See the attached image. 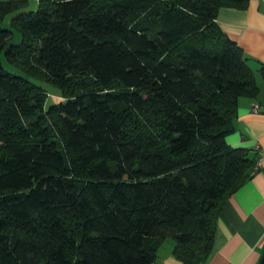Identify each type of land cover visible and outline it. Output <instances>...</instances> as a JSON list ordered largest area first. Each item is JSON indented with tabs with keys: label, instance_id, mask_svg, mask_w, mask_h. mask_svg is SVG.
Returning a JSON list of instances; mask_svg holds the SVG:
<instances>
[{
	"label": "trees",
	"instance_id": "trees-1",
	"mask_svg": "<svg viewBox=\"0 0 264 264\" xmlns=\"http://www.w3.org/2000/svg\"><path fill=\"white\" fill-rule=\"evenodd\" d=\"M36 1H0V264H158L169 239L203 263L257 167L226 140L257 77L216 22L249 1Z\"/></svg>",
	"mask_w": 264,
	"mask_h": 264
},
{
	"label": "crops",
	"instance_id": "crops-1",
	"mask_svg": "<svg viewBox=\"0 0 264 264\" xmlns=\"http://www.w3.org/2000/svg\"><path fill=\"white\" fill-rule=\"evenodd\" d=\"M4 1V0H0ZM32 6L36 0H30ZM244 10L221 7L216 22L249 57L257 84L255 97L239 99L235 130L226 140L244 147L257 167L250 180L228 196L219 211L213 247L201 264H259L264 249V0H248ZM258 103L259 110H253ZM173 241H166L158 252V264H181L173 255ZM200 264V263H199Z\"/></svg>",
	"mask_w": 264,
	"mask_h": 264
},
{
	"label": "rangeland",
	"instance_id": "rangeland-1",
	"mask_svg": "<svg viewBox=\"0 0 264 264\" xmlns=\"http://www.w3.org/2000/svg\"><path fill=\"white\" fill-rule=\"evenodd\" d=\"M35 7L37 8V5H35ZM34 7V8H35ZM35 8V9H36ZM9 20H6V22L4 23L5 27L9 26ZM21 40L20 35L16 34V37L14 38L13 42L17 43ZM3 58V65L7 70L10 71H15L19 74L25 75V72H23L22 70H20L19 68H17L16 66L10 64L5 56V53H3L2 55ZM35 82H37L38 84L42 85L49 93V97L47 100V106H49L52 103H59L61 101H64V98L61 96L60 94V90L58 87H56L55 85H53L52 83L46 82V81H42V80H35ZM168 241H173L172 239H169Z\"/></svg>",
	"mask_w": 264,
	"mask_h": 264
},
{
	"label": "water",
	"instance_id": "water-1",
	"mask_svg": "<svg viewBox=\"0 0 264 264\" xmlns=\"http://www.w3.org/2000/svg\"><path fill=\"white\" fill-rule=\"evenodd\" d=\"M263 254L261 255V258H260V261H259V264H264V249H263Z\"/></svg>",
	"mask_w": 264,
	"mask_h": 264
},
{
	"label": "built area",
	"instance_id": "built-area-1",
	"mask_svg": "<svg viewBox=\"0 0 264 264\" xmlns=\"http://www.w3.org/2000/svg\"><path fill=\"white\" fill-rule=\"evenodd\" d=\"M260 108L261 107L258 105V103H256V104L253 105V110H255V111L259 110Z\"/></svg>",
	"mask_w": 264,
	"mask_h": 264
}]
</instances>
